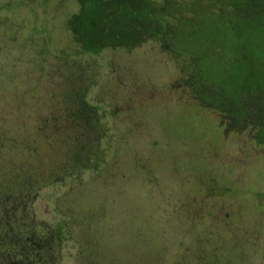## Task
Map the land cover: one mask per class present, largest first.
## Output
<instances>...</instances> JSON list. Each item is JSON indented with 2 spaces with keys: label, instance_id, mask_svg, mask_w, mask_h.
I'll return each mask as SVG.
<instances>
[{
  "label": "rangeland",
  "instance_id": "rangeland-1",
  "mask_svg": "<svg viewBox=\"0 0 264 264\" xmlns=\"http://www.w3.org/2000/svg\"><path fill=\"white\" fill-rule=\"evenodd\" d=\"M0 264H264V0H0Z\"/></svg>",
  "mask_w": 264,
  "mask_h": 264
},
{
  "label": "trees",
  "instance_id": "trees-1",
  "mask_svg": "<svg viewBox=\"0 0 264 264\" xmlns=\"http://www.w3.org/2000/svg\"><path fill=\"white\" fill-rule=\"evenodd\" d=\"M209 7V6H208ZM223 6H219V5H217L216 6V10H215V12L219 15V14H221V11H222V8ZM209 8H212V5H210V7ZM225 8V7H224ZM209 10V9H208ZM205 11V10H204ZM224 22V21H223ZM227 22V21H226ZM217 24L218 25H220L221 24V22L219 21V22H217ZM211 45V42L209 43V44H207L206 46L207 47H209ZM183 53H185V54H195L196 52L195 51H193L192 49H189V51H187V52H183ZM202 53V52H201ZM181 55H183L182 53H181ZM208 60H209V58H208ZM211 65V62L209 61V66ZM211 67H212V65H211ZM201 68H203V73L204 72H206V70H209V68H208V66H203V65H201V67L199 68V69H201ZM213 68V67H212ZM203 77H205L206 79H207V76H206V73L203 75ZM77 114H73V115H71V118H72V120H73V125L75 126V123H77V121H79L80 120V118H81V113H83V110H82V108H79L77 111ZM76 116V117H75ZM76 127V126H75Z\"/></svg>",
  "mask_w": 264,
  "mask_h": 264
}]
</instances>
